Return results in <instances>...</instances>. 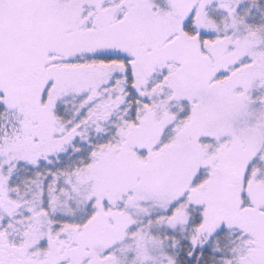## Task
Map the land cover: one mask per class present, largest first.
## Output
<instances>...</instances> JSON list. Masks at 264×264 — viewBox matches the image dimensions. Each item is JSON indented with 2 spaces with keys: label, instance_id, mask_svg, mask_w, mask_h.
Masks as SVG:
<instances>
[{
  "label": "snow or ice",
  "instance_id": "obj_1",
  "mask_svg": "<svg viewBox=\"0 0 264 264\" xmlns=\"http://www.w3.org/2000/svg\"><path fill=\"white\" fill-rule=\"evenodd\" d=\"M0 264H264V0H0Z\"/></svg>",
  "mask_w": 264,
  "mask_h": 264
}]
</instances>
